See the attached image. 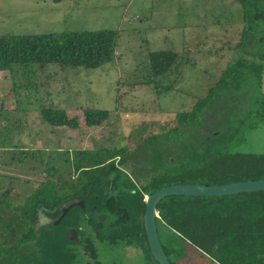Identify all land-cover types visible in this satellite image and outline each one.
<instances>
[{"label": "trees", "instance_id": "16d2710c", "mask_svg": "<svg viewBox=\"0 0 264 264\" xmlns=\"http://www.w3.org/2000/svg\"><path fill=\"white\" fill-rule=\"evenodd\" d=\"M63 1L54 0L55 3ZM237 2L241 6L244 28L236 48L245 51L250 60H240L235 69L224 70L216 87L210 88L205 97L198 98L190 110L178 115L176 127L161 136L159 143H155L154 137L149 141L153 148L140 163L149 166L150 178L138 186L123 176L116 157L124 155L127 149L102 153L76 151L73 164V160H65L71 169H82L74 194L70 192L69 179L60 175L56 181L55 173L59 170L52 161L42 169L46 179L31 190L23 204L18 203L22 194L17 180L11 178L9 187L0 191V264H84L80 252L97 260L99 245L134 247L142 251L146 264H158L144 227L146 196L169 186H214L264 179V153L236 152L230 145L241 141L244 123L222 131L225 125L221 123H229L228 119L212 123L206 113L220 102V97L225 98L228 91L245 83L247 72L242 70L249 64L259 88L263 85L264 1ZM117 41L118 33L112 30L1 36L0 72L13 73L15 66L45 68L52 64L62 69H98L115 59ZM256 57L260 62L251 60ZM180 60V55L174 51L150 53L144 63L146 84L155 85L160 93L172 91L174 87L164 88L160 79L174 70L180 73L184 65ZM260 94L262 97L253 108L264 102V93ZM40 114L51 127L79 130L83 125L79 118H71L66 111L53 106H44ZM110 115L109 111L86 109L84 125L100 127ZM231 115L228 113V118ZM41 155L23 149L18 153L19 158L14 159L20 165L28 159H40L43 164ZM172 157L174 163H171ZM36 169L33 167V171ZM88 189L89 197L86 196ZM74 195H84L87 202L98 205V210L90 208L83 212L73 208L56 226L54 223L60 214L57 211L48 216L52 224L38 228V205L55 209L68 203ZM158 212V226L164 228L161 243L172 264L192 256L198 264H264V192L225 197L171 196L158 204ZM100 213L107 214L105 222L97 218ZM86 225H90L92 231H82ZM70 228L80 233V244L69 240L67 230Z\"/></svg>", "mask_w": 264, "mask_h": 264}, {"label": "rangeland", "instance_id": "374dc122", "mask_svg": "<svg viewBox=\"0 0 264 264\" xmlns=\"http://www.w3.org/2000/svg\"><path fill=\"white\" fill-rule=\"evenodd\" d=\"M243 28L237 0H0V37L118 33L115 59L98 69H62L52 64L45 68L15 66L13 73L0 72V191L15 178L22 194L18 203L23 204L46 179L43 167L47 162L59 170L54 177L58 182L60 175L70 178L72 169L65 160L73 164L75 150L102 153L128 150L137 143L148 148L153 137L159 143L161 136L178 125L181 112L190 110L198 98L217 86L224 70L250 60L236 48ZM160 51H174L184 63L180 73L174 70L160 79L164 88L174 87L167 93L147 85L144 78L146 58ZM251 60L260 62L257 57ZM250 67L242 70L247 72L245 83L236 84L206 113L212 123L228 119L229 123H221L225 125L220 126L222 131L244 123L241 141L231 143L232 150L259 154L264 153V102L256 108L253 105L261 99L260 92L264 93V69L260 89ZM44 106L64 110L83 125L79 130L51 127L41 118ZM221 107L226 110L220 111ZM86 109L111 115L102 126L88 128L84 125ZM23 149L42 154L43 164L40 159H28L20 165L14 158ZM170 160L175 162L173 157ZM143 167L149 169L146 164ZM158 231L164 240V228ZM193 257L179 264H198ZM99 261L146 264L143 254L124 246H99Z\"/></svg>", "mask_w": 264, "mask_h": 264}, {"label": "water", "instance_id": "95a60500", "mask_svg": "<svg viewBox=\"0 0 264 264\" xmlns=\"http://www.w3.org/2000/svg\"><path fill=\"white\" fill-rule=\"evenodd\" d=\"M264 1V0H263ZM173 160L171 161V163ZM256 192H264V179L256 181L236 182L227 185H180L169 186L155 191L153 194L145 197L146 212L144 215V227L147 235L148 244L155 261L158 264H172L161 243L160 234L158 231V219L160 215L158 212V204L165 198L171 196H185V197H225L235 196L240 194H249ZM82 208L84 204L82 203ZM73 206H65L62 209V216L54 225L58 226L62 219L69 213ZM46 212L53 213L46 210L44 205L37 207L38 213V228L45 227L51 224V220L47 217ZM67 236L71 241L78 239V232L75 229H69Z\"/></svg>", "mask_w": 264, "mask_h": 264}, {"label": "flooded vegetation", "instance_id": "af4514ba", "mask_svg": "<svg viewBox=\"0 0 264 264\" xmlns=\"http://www.w3.org/2000/svg\"><path fill=\"white\" fill-rule=\"evenodd\" d=\"M146 145L148 146V148L145 147V143L144 144L143 143L142 144L137 143V145H135V146L133 145V148L128 147V150L124 153V155H120V156L116 157V164L119 167L120 172L122 174H124L126 178H129L132 181L136 182V184L138 186H140L142 183H144L146 178H150L151 173H152V171L150 169H148V168L145 169V167H143V165H141V163H140V161L145 157V155H147V153L149 154L151 152L152 148H150V144L148 143ZM76 151H85V150H75L74 152H76ZM121 161H124V163L120 164ZM81 175H82V169L79 171H76L73 167V169L71 170L70 178H69V184L71 185L70 192L72 194H74L75 188L77 187V185H79V182H80L79 180H80ZM90 195H91V191L88 189L86 196L89 197ZM87 201L88 200L84 195H81V197H76L74 195V196H71L68 203H62L60 206H57V208H55V209H49V208L47 209L46 206L44 205L46 210L53 212V213L46 212V215L48 217L49 215H52V214L56 213L57 211H59L60 214L58 215V217L56 219V221H58L59 218L62 216V209L65 206H73L71 208V210L73 208H79L83 212H86L90 208H91V210H94V211L98 210V205L93 204L91 202H87ZM82 203L84 204V208H82V206H81ZM40 205H43V204H40ZM91 214H93V213H91ZM107 217H108L107 214H104V213H100L97 215V218L102 222H105L107 220ZM52 223L53 222L51 220V224ZM70 229H74V228H70ZM89 229H90V225H86V227L84 229H82V231H87ZM90 230L92 231V228ZM158 230H159V226H158ZM92 238L95 239V236L94 237L92 236ZM81 240H82V237L80 236V233L78 232V239L76 241H72V242H76V243L80 244ZM85 240H89V239L85 238ZM99 246H105V245H99ZM99 246H98V248H99ZM124 248L125 249L133 248L134 250H137L138 252L143 254L141 250L134 248V247H128L127 246ZM80 253L84 256V261H83L84 264H93V261L95 264H97L98 262L100 264H102V262L99 261V255H98V259L94 260L90 256H88L85 252L82 251Z\"/></svg>", "mask_w": 264, "mask_h": 264}]
</instances>
